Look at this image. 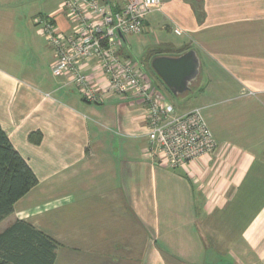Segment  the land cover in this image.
Masks as SVG:
<instances>
[{
  "label": "crops",
  "instance_id": "obj_1",
  "mask_svg": "<svg viewBox=\"0 0 264 264\" xmlns=\"http://www.w3.org/2000/svg\"><path fill=\"white\" fill-rule=\"evenodd\" d=\"M38 19L76 30L63 0H0V124L38 178L0 230L22 220L51 237L53 264H264V0H163L116 40L176 112L202 110L216 148L177 168L147 155L143 103L105 90L96 59L82 70L98 103L51 71ZM189 49L200 73L175 105L149 64Z\"/></svg>",
  "mask_w": 264,
  "mask_h": 264
},
{
  "label": "built area",
  "instance_id": "obj_2",
  "mask_svg": "<svg viewBox=\"0 0 264 264\" xmlns=\"http://www.w3.org/2000/svg\"><path fill=\"white\" fill-rule=\"evenodd\" d=\"M163 0H125L118 9L100 0H63V6L76 30L58 31L50 20H37L48 43L55 50L51 71L69 73L83 98L92 103L101 100L82 70V63L96 59L104 76V89L140 100L144 107L147 155L171 168L187 167L216 148V142L201 108L183 113L154 93L141 69L122 58L116 40L127 34L142 32L148 14L158 10ZM180 34L179 29H174Z\"/></svg>",
  "mask_w": 264,
  "mask_h": 264
},
{
  "label": "trees",
  "instance_id": "obj_3",
  "mask_svg": "<svg viewBox=\"0 0 264 264\" xmlns=\"http://www.w3.org/2000/svg\"><path fill=\"white\" fill-rule=\"evenodd\" d=\"M34 143L39 133H31ZM38 178L14 149L0 124V222L13 212L15 202ZM59 244L29 223L16 220L0 230V264H53Z\"/></svg>",
  "mask_w": 264,
  "mask_h": 264
},
{
  "label": "water",
  "instance_id": "obj_4",
  "mask_svg": "<svg viewBox=\"0 0 264 264\" xmlns=\"http://www.w3.org/2000/svg\"><path fill=\"white\" fill-rule=\"evenodd\" d=\"M150 66L172 95L181 96L197 81L201 62L196 51L189 49L177 56L156 55Z\"/></svg>",
  "mask_w": 264,
  "mask_h": 264
},
{
  "label": "rangeland",
  "instance_id": "obj_5",
  "mask_svg": "<svg viewBox=\"0 0 264 264\" xmlns=\"http://www.w3.org/2000/svg\"><path fill=\"white\" fill-rule=\"evenodd\" d=\"M123 1H125V0H123ZM145 60H147L146 59V57H145ZM150 65V64H149ZM151 69V68H150ZM147 70H148V72H149V74H150V71L151 70H149V66H148V68H147ZM155 77V76H154ZM159 86V85H158ZM157 93V92H156ZM158 95H159V93H157ZM160 96V95H159ZM166 96H168L169 98H170V101L173 103V104H178V102H179V100H181L182 98H180V97H177V96H174V95H168V94H166ZM190 104V102H187V106ZM174 106V105H173ZM174 108V107H173ZM174 111H175V109H174ZM176 112V111H175ZM178 113V112H177ZM247 260H248V262L247 263H245L244 261H243V263H241V264H251L252 262H253V258H249V257H247ZM188 264H199V263H188Z\"/></svg>",
  "mask_w": 264,
  "mask_h": 264
}]
</instances>
